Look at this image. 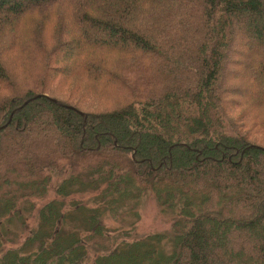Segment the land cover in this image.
<instances>
[{"label": "trees", "instance_id": "1", "mask_svg": "<svg viewBox=\"0 0 264 264\" xmlns=\"http://www.w3.org/2000/svg\"><path fill=\"white\" fill-rule=\"evenodd\" d=\"M0 128V264H264V0H0Z\"/></svg>", "mask_w": 264, "mask_h": 264}, {"label": "rangeland", "instance_id": "2", "mask_svg": "<svg viewBox=\"0 0 264 264\" xmlns=\"http://www.w3.org/2000/svg\"><path fill=\"white\" fill-rule=\"evenodd\" d=\"M252 48H254V46ZM229 68L233 69L234 66H230ZM225 84L226 81L223 82L222 85ZM140 214L141 217L137 220L136 228L134 230V232H136L134 233V235L145 236L162 232L170 228L169 219L161 214L155 203L144 201L141 206ZM34 220L28 221L26 226L28 228L33 226ZM11 228L16 233H22L23 231L18 222H15V225Z\"/></svg>", "mask_w": 264, "mask_h": 264}, {"label": "water", "instance_id": "3", "mask_svg": "<svg viewBox=\"0 0 264 264\" xmlns=\"http://www.w3.org/2000/svg\"><path fill=\"white\" fill-rule=\"evenodd\" d=\"M82 113V112H81ZM82 115L86 118L87 117V115L85 114V113H82ZM1 129V128H0Z\"/></svg>", "mask_w": 264, "mask_h": 264}]
</instances>
